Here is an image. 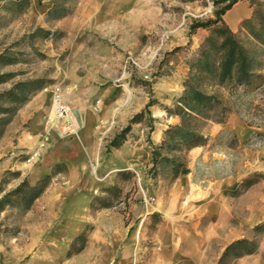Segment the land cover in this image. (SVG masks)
Returning <instances> with one entry per match:
<instances>
[{
	"label": "rangeland",
	"instance_id": "obj_1",
	"mask_svg": "<svg viewBox=\"0 0 264 264\" xmlns=\"http://www.w3.org/2000/svg\"><path fill=\"white\" fill-rule=\"evenodd\" d=\"M54 1L30 0L18 17L7 15L0 4V54L7 52L11 60L0 63L6 80L0 83L5 109L0 114V196L22 181L33 186L54 173L29 210L10 206L0 214V264H219L225 248L241 239L254 241L257 252L226 256L220 264H264V232L253 230L264 223V87L231 100L228 126L197 147L203 158L190 153L197 148L184 155L187 175L172 179L166 166L157 167L156 174L152 170L154 126L173 108L174 95L182 93L186 63L207 35L201 29L191 33L190 25L212 19L214 0H73L62 3L68 16L50 20L47 12ZM237 4L228 22L237 14L249 17L248 0ZM80 10L86 17L82 26L73 22ZM62 20L65 28L78 26L79 32L58 28ZM37 29L41 32L32 37ZM84 55L102 57L95 66L106 71L103 79L81 78L89 67ZM39 79L45 85L22 105L2 96ZM39 95L49 107L44 115L30 108ZM56 96L74 117L75 136L61 133L53 113ZM69 99L98 117L100 146L73 171L61 162L42 173L38 163L57 141L79 143L82 138L84 129ZM148 104L149 114L130 126L121 147L107 150ZM119 171H130L134 178L116 181ZM226 173L233 183L222 194L212 180ZM245 180L253 184L245 188ZM116 182L121 193L109 198L110 206L92 207L95 197L105 196L101 190ZM214 202L227 203V212L219 213L228 221L216 237L204 241L200 233L210 226ZM81 234L85 241H75Z\"/></svg>",
	"mask_w": 264,
	"mask_h": 264
},
{
	"label": "trees",
	"instance_id": "obj_2",
	"mask_svg": "<svg viewBox=\"0 0 264 264\" xmlns=\"http://www.w3.org/2000/svg\"><path fill=\"white\" fill-rule=\"evenodd\" d=\"M41 1V0H38ZM64 1V2H61ZM73 0H55L47 12L50 20H60L70 14L62 3ZM240 0H214L212 19L206 21H193L190 25L191 33L201 29L207 32L199 45L196 56L187 61L188 74L182 84L183 91L176 98L172 109L167 108V116L179 118L177 125L168 126L162 133L159 145L152 146L151 156L153 174L159 166H166L172 179H177L189 173L185 156L189 151L208 144L210 138L205 133L209 122L224 124L233 112L230 102L234 97L254 93L264 87V0H248L251 13L238 24L237 30L232 31L223 20L224 15ZM1 9L10 16L18 17L29 8L30 0H0ZM37 29L32 37H35ZM44 34H48L45 32ZM0 63H11L7 52L0 54ZM5 75H0V83ZM43 79L18 84L15 90L2 96L12 98L22 105L34 93L40 91L45 85ZM16 91L21 95H14ZM13 101V102H14ZM146 108L135 115L128 127L123 129L108 144L107 150L118 149L125 140L132 124H140L144 114H149ZM16 109L12 110L14 113ZM5 109L0 107V114ZM150 130L153 126L150 125ZM54 173L43 177L35 185L30 186L22 181L14 190L0 196V214L10 206H22L29 210L34 201L40 198L51 184ZM134 174L130 171H119L116 181L130 180ZM253 183L248 180L242 185L250 187ZM1 192V190H0ZM103 197H95L91 206L109 207L107 203L114 194H120L117 182L114 186L101 190ZM254 232H264V223L254 227ZM75 241H85L83 234ZM258 250L254 241L241 239L228 245L219 261L226 256L235 258L251 255Z\"/></svg>",
	"mask_w": 264,
	"mask_h": 264
},
{
	"label": "crops",
	"instance_id": "obj_3",
	"mask_svg": "<svg viewBox=\"0 0 264 264\" xmlns=\"http://www.w3.org/2000/svg\"><path fill=\"white\" fill-rule=\"evenodd\" d=\"M237 6L238 4H235L223 17V18H226V24L229 26V28L232 31H236L239 22L247 17L246 15L240 16L239 14H237L236 17L231 19L229 22L227 21V17L229 16L231 12H233L237 8ZM75 18H76V21L73 19V22L77 25L82 26L86 22L84 10H80L78 17L76 16ZM64 23H65L64 20L59 21L58 28H60L61 30H65L69 33L70 31H73L74 33L79 32L80 29L78 26L77 27L69 26V28H65ZM98 58L100 60L99 59L97 60L96 56L90 55L87 57L84 55V64H87L88 62L89 67L86 68V70L83 72V75L81 77L83 80H101L104 78V74L107 75L106 71L103 70L100 66L99 67L95 66L96 64H98L99 61L101 62L102 57L99 56ZM185 68L186 66L184 65V68H182V71H185ZM178 70L179 68L171 72L172 77L177 75ZM166 77L169 78L171 76L168 75ZM77 93L79 96H82L81 93H79V91H77ZM180 95H181V92L174 95V97L177 98ZM76 101H77L76 99L74 100L69 99L68 104H70V106L73 108L77 118L79 119V122L81 123L82 128L84 129L83 130L84 132L82 133V138L79 141V143L74 140L68 141V142L57 141L55 146L50 151H48L46 154H44L38 163L39 169L43 170L42 173H48L50 168H52L55 164L61 163V162L67 163L69 165L70 171H73L75 168H78L81 166V163L85 161L84 158L88 157L87 152H89V154H92L94 151H98V148L101 143L100 139H97L98 137L96 136L97 127H98L96 120H98L97 119L98 117L91 110L83 113L80 109V103L79 102L77 103ZM30 108H32L33 111L37 110L42 115L46 114L49 110V107H47V105L44 102L43 95H39L36 98H34L32 102L30 103ZM124 114H125L124 116L130 115L129 113H124ZM161 116H162L161 117L162 119L157 124H155L154 131L151 134V136L154 135V137L151 138L153 145L159 144L161 140V133H162L161 128L162 127L168 128V126L177 125L179 123L178 117L167 116L166 113ZM163 116L165 118H163ZM121 119L122 117H119V120ZM227 124L228 123H224V124L211 123L208 126L206 135L210 137H216L225 127L228 126ZM157 126L161 127L158 131H157ZM81 147L85 149L86 153H83L80 150ZM190 153L194 154L197 157H200V159L203 158L202 148L194 149ZM15 168L18 170H23L22 169L23 167L22 168L15 167ZM24 170H27V169H24ZM232 178L233 177L227 173L214 177V179L212 180L214 182V184H212L213 188L216 189L218 192L224 194L228 190L229 186L233 183ZM227 206L228 205L225 202L224 203L222 202L220 204L218 202L213 203L212 209H211V212L208 218V222L210 223V226L205 232L200 233L201 240L205 241V240L212 239L217 236L220 225L225 224L228 221V219H225V220L221 219L219 209H222V210L226 209V212H227V209H228Z\"/></svg>",
	"mask_w": 264,
	"mask_h": 264
},
{
	"label": "built area",
	"instance_id": "obj_4",
	"mask_svg": "<svg viewBox=\"0 0 264 264\" xmlns=\"http://www.w3.org/2000/svg\"><path fill=\"white\" fill-rule=\"evenodd\" d=\"M53 113L59 120L61 133L68 137L75 136L77 133V125L74 117L58 96L55 97L53 102Z\"/></svg>",
	"mask_w": 264,
	"mask_h": 264
}]
</instances>
